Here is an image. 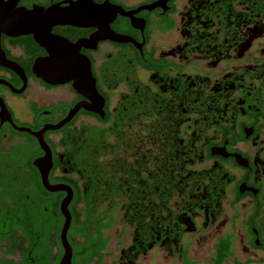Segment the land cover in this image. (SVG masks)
Masks as SVG:
<instances>
[{
    "label": "flooded vegetation",
    "instance_id": "af4514ba",
    "mask_svg": "<svg viewBox=\"0 0 264 264\" xmlns=\"http://www.w3.org/2000/svg\"><path fill=\"white\" fill-rule=\"evenodd\" d=\"M158 1L0 0V264H60L67 192L51 189L70 188L72 205L73 184L95 179L119 224L137 204L150 220L144 255L131 234L100 264H264V0L149 10ZM52 8L71 23L40 39L82 44L96 103L74 81L46 82L34 67L48 51L6 28L9 14ZM81 105L93 111L65 123ZM154 204L167 212L158 230Z\"/></svg>",
    "mask_w": 264,
    "mask_h": 264
},
{
    "label": "water",
    "instance_id": "95a60500",
    "mask_svg": "<svg viewBox=\"0 0 264 264\" xmlns=\"http://www.w3.org/2000/svg\"><path fill=\"white\" fill-rule=\"evenodd\" d=\"M169 1L170 0H159L152 7H150L149 10L161 8L166 12L169 10ZM38 11H41V9ZM52 11L53 8L47 10L46 12L41 11L26 13L21 15L19 19L15 18L13 14H9V21L6 24V28L11 31L17 30L16 32L18 33L16 35L33 34L38 43H40L41 46L48 51L50 57L46 61L37 62L34 67V71L37 72V69L40 68L42 63V65L47 66L46 74L41 76L46 82L51 83L50 78L53 79L54 84L59 85L74 81L76 90H78L82 95H90L92 101L96 103L99 101L98 99H100V96L95 88V82L92 80L90 67L87 62L80 60L78 56L82 44H71L61 38H49L48 40H44V42L42 41L43 39H40L41 36L38 32L40 30L39 28L49 30L51 24L67 25L71 23L68 21V17L65 15ZM106 38H110L116 42H122V40H120L118 37ZM98 39L102 38L99 36L94 38V40ZM80 108L93 111V109L88 106H78L66 119L65 123L68 122L72 115ZM43 175L46 178V175ZM51 190L55 192H67V196L64 198L60 206V212L64 218V224L60 233V241L64 249V255L60 261V264H72L73 248L68 240V232L72 224V215L69 208L73 199V191L65 186H56Z\"/></svg>",
    "mask_w": 264,
    "mask_h": 264
},
{
    "label": "trees",
    "instance_id": "16d2710c",
    "mask_svg": "<svg viewBox=\"0 0 264 264\" xmlns=\"http://www.w3.org/2000/svg\"><path fill=\"white\" fill-rule=\"evenodd\" d=\"M73 186L77 201L69 208L72 224L68 232L69 241L75 253L73 263L87 264L95 260L100 264L104 258L101 252L106 250L111 243V238L106 234L118 223L115 217L117 206H103L99 203L100 190L97 188L96 179L86 192L78 188L76 182ZM82 198L87 199V203L84 205L78 203ZM147 208V205L139 204L126 207L130 211L131 219L128 221V225L132 228L133 234V243L130 249L136 248L137 258L144 255L148 250L149 236L147 232L149 231L150 220ZM166 213V206L154 204V221L152 224L155 230H158L163 224V217ZM58 220L57 244L61 248L60 231L63 220L60 215ZM227 257L228 253H223L219 257V262L221 263Z\"/></svg>",
    "mask_w": 264,
    "mask_h": 264
},
{
    "label": "rangeland",
    "instance_id": "374dc122",
    "mask_svg": "<svg viewBox=\"0 0 264 264\" xmlns=\"http://www.w3.org/2000/svg\"><path fill=\"white\" fill-rule=\"evenodd\" d=\"M132 229L128 226L117 223L110 231L107 232V236L111 238L110 250L114 251V245L125 247L131 242ZM143 264H146L143 261ZM155 264V263H152Z\"/></svg>",
    "mask_w": 264,
    "mask_h": 264
}]
</instances>
